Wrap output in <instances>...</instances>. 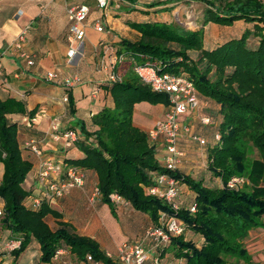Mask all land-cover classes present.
Listing matches in <instances>:
<instances>
[{"label": "trees", "instance_id": "1", "mask_svg": "<svg viewBox=\"0 0 264 264\" xmlns=\"http://www.w3.org/2000/svg\"><path fill=\"white\" fill-rule=\"evenodd\" d=\"M181 1L185 0H156L158 4ZM190 1L205 5L193 28L176 20L127 22L139 36L134 41L121 39L119 43L117 51L124 57L123 69H116L121 80L105 85L113 108L104 107L92 115L95 131L83 126L78 131L73 143L82 156L61 162L82 172L92 170L97 176L100 198L105 202H110L108 195L116 192L133 209L148 214L153 224H158L161 212L182 222L183 232L156 251L158 264L168 257L170 264H232L245 255L241 240L246 232L263 225L264 0ZM237 21L250 24L251 28L212 48L204 47L207 24L231 26ZM137 64L154 65L159 72H183L200 95L220 105L221 120L216 129L220 139L207 149V168L221 186L167 171L158 162L146 132L133 123V108L141 101L167 105L168 97L151 91L139 80L133 72ZM70 101L67 94V102ZM25 113L23 101L0 98V225L21 237L13 258L35 241L42 263L50 262L57 250L67 249L79 260L89 254L103 264H119L107 257L95 240L73 231L69 223L58 220L59 227L51 229L46 217L60 219L62 215L49 202L41 200L38 208L26 204L30 196H35L23 187L32 162L23 156L18 122L11 120L12 115ZM28 114L31 116L33 110ZM248 143L257 149L259 159L246 165ZM162 172H169L194 193L190 203L196 204L194 212L189 210L190 205L181 204L178 210H172L161 199L146 193L154 174ZM234 175H247L249 182L244 189L226 186Z\"/></svg>", "mask_w": 264, "mask_h": 264}, {"label": "crops", "instance_id": "2", "mask_svg": "<svg viewBox=\"0 0 264 264\" xmlns=\"http://www.w3.org/2000/svg\"><path fill=\"white\" fill-rule=\"evenodd\" d=\"M80 3L89 6V14L83 27L84 42L80 53L68 62L66 52L70 24L66 8ZM116 4V0H110L108 8L100 9L96 0H0V49L6 47L25 25L31 24L23 48L34 54V64L27 65L16 50L9 49L0 62V98H15L23 101L25 105L26 113L12 115L11 120L18 122V141L23 148V156L32 162V168L25 179L26 186H23L32 195H38L39 192L37 175L42 161L52 159L61 162L65 158L82 156L73 142L66 145L63 137L55 140L53 136L67 129L80 131L82 126L89 131H95L97 127L92 123V115L104 107L113 108L112 98L105 87L108 82L103 66L108 64L110 57L119 54L117 49L121 39L134 41L138 38L139 33L127 22H168L166 17L172 14L174 5L173 2L158 4L156 0H131L130 3L124 1L118 8ZM19 11L22 13L18 14ZM97 20L103 25V32L94 29ZM237 23L243 22L237 21L231 26L207 24L204 47L212 48L221 42L239 37L242 32L235 34L231 30ZM246 27L251 28V25L246 24ZM206 32L209 33L207 36ZM108 46L111 48V52H108L110 55L105 51ZM120 68L123 69L122 64ZM47 72H54L57 77L46 80ZM72 75L79 76L80 81L69 89L62 84V80ZM95 90L96 94L93 93ZM67 94H70L71 103L62 100ZM88 97L89 101L85 100ZM198 99L197 109L188 110L179 116L181 124L190 128V134L181 135L179 146L186 154L189 148L197 154L205 152L207 159V149L214 144L212 133L216 132L221 120L220 105L199 93ZM138 106L144 111V119L133 123L145 132L163 118L166 110L164 105L158 108L157 113V108L152 109L148 104L139 102L134 105L133 116ZM32 110L33 114L29 116L28 112ZM147 117L150 118L149 122ZM206 117L209 118V123L203 124L202 118ZM53 125L56 127L53 128ZM192 134L203 137L206 140L204 146L193 140ZM31 141L40 150L39 154L27 146ZM155 149L160 163L164 153L161 141L156 143ZM186 154L176 172L195 178L190 169L195 167L191 161L197 159ZM1 173L0 166V176ZM83 175L84 183L81 187L70 188L63 196L54 198L50 203L62 215L60 219L50 215L46 217L51 229H57L58 220H61L69 223L78 235L95 240L105 252L116 253L117 247L124 242L143 241L149 254H154L152 242L143 239L145 228L153 224L150 216L133 209L129 203L114 205L103 201L100 196L90 200L89 197L97 185V176L92 170H83ZM202 178L203 175H200L196 179ZM209 180L212 182L211 178ZM206 181L203 178V182ZM248 182L247 179L246 183ZM179 184L184 185L188 193L179 186L182 195L179 194L178 202L182 206H189L194 199V193L182 182L179 181ZM261 222L263 227L251 228L246 232L242 240L245 255L232 264H264V216ZM0 234L16 235L1 225ZM39 256V244L32 241L16 259L12 255H2L0 264H93L76 259L67 249H61V253L48 263L40 262ZM170 262L168 257L162 264Z\"/></svg>", "mask_w": 264, "mask_h": 264}, {"label": "built area", "instance_id": "3", "mask_svg": "<svg viewBox=\"0 0 264 264\" xmlns=\"http://www.w3.org/2000/svg\"><path fill=\"white\" fill-rule=\"evenodd\" d=\"M123 0H116V8ZM110 0H96V5L100 9H106L109 6ZM22 12L19 11L18 14ZM89 14V6L83 3L72 4L66 8L67 19L69 20L68 49L66 57L68 62H71L76 55L80 53L84 42L83 27ZM31 24L25 25L15 37L7 44L6 47L0 49V62L2 56L9 50L14 49L18 52L29 66L34 64V54L26 51L23 45L26 40V33L30 29ZM94 29L97 32H103L104 27L97 20L94 23ZM105 51L111 52V48L106 47ZM110 55V53H108ZM124 60L123 55L114 54L110 57L108 64L103 66L106 70L107 82H116L121 80V73L117 71ZM133 72L139 80L146 84L151 91L156 93H164L168 97V104L162 119L155 122L154 126L146 131L148 141L155 147L156 143L161 141L164 151L161 157V165L167 171H176L182 163L185 152L179 146V139L183 133L190 134V128L187 125H182L179 121V116L186 113L188 110H194L199 107L198 92L192 80L188 76L181 73L159 72L158 68L151 64H137L133 67ZM57 77L54 72H47L46 80H53ZM80 81L77 75L66 76L62 80V84L66 88H72ZM97 93V90L93 92ZM67 102V95L62 98ZM203 124L209 123V118H202ZM56 126L53 125V128ZM79 135L75 129H67L61 134H55L53 137L58 140L63 137L66 145L74 142ZM191 138L197 141L200 145H204L206 140L198 135H191ZM220 134H213L214 142H218ZM27 146L35 152L40 153L33 142L27 143ZM84 175L81 170L72 166H64L62 162H56L52 159H47L41 162L37 175L39 186L38 195L30 196L26 204L33 208L40 206L41 200L52 203V200L63 196L72 187H81L84 183ZM153 184L145 189L146 193L155 196L165 202L172 210L179 208V181L169 172L155 173L152 178ZM247 182L243 175L231 176L226 186L233 190H238ZM100 196V190L96 185L89 197L93 200ZM110 203L114 205H123L126 202L116 192L108 195ZM196 204L192 203L189 206L191 212L195 211ZM1 214V209H0ZM182 222L175 216L169 215L166 212H161L159 215L158 224H151L145 228L143 239L152 242V250L154 254H149V250L144 247L143 241L124 242L117 247L116 253L105 252V255L119 264H158L159 259L156 251L160 246L167 244L172 236L183 232ZM21 244V237L17 235L3 236L0 234V257L2 255H12V252L17 250ZM263 251H264V232H263ZM61 253V249L55 252V257ZM86 261L93 264H103L100 261H95L91 255L86 256Z\"/></svg>", "mask_w": 264, "mask_h": 264}, {"label": "rangeland", "instance_id": "4", "mask_svg": "<svg viewBox=\"0 0 264 264\" xmlns=\"http://www.w3.org/2000/svg\"><path fill=\"white\" fill-rule=\"evenodd\" d=\"M204 6L205 5L200 3V2L190 1V0H185V1H181V2L175 3L173 5V10L171 12L172 14H168L166 19L168 20V22L176 20V21L180 22L182 25H185V26H188V27H192V26L195 25L197 19L200 17ZM231 30L234 31L235 34H239V33L243 32L245 30L247 31V27H246L245 23H241V24L237 23L236 25H234V28H232ZM208 32H209V30H208ZM208 32H206V36H207V34H209ZM248 34H250V32ZM250 36H251V34H250ZM85 100L89 101V97L86 98ZM140 103L148 104V106H150V108H152V109L154 107L157 108V113H158V110H159L158 108L164 106V105L162 106V105H157V104H151V103L146 102V101H141ZM152 113H154V112H152ZM143 115H144V111L142 109H140L139 106H138L136 108L135 113H134L133 121L134 122H136V121L139 122V120L143 121V119H144V117H142ZM147 121L148 122L150 121L149 117H147ZM212 136H213V133H212ZM212 139H213V137H212ZM212 143H213V140H212ZM202 146H204V145H202ZM245 148H246V150H245L246 151V157H245L246 158V165H249L250 162L253 159H259V154H258L257 149H255L250 143L245 145ZM186 155L187 156H195L196 159H197V161H191V163L194 164L195 167L190 169L192 171V174L195 176V178H198L200 175H203V178L207 179V181H209L210 184L215 185V186L217 184V185L221 186V183L219 182V180L217 181L216 179H214L212 173L207 168V159H206L205 152H203L202 154L201 153L197 154L194 151H192L191 148H189V152H187ZM198 158H199V160H198ZM243 176L247 179V175H243ZM27 177H28V174H27L26 178ZM210 178L212 179V182L209 180ZM25 181L26 180H24V182H23V186H26ZM179 186H182L184 191L186 193H188L186 191L187 189H185L184 185H182V184L180 185L179 184ZM245 186H246V183L243 184L240 187V189H244ZM184 191H183V193H185ZM180 193H181V191H180ZM181 195H182V193H181Z\"/></svg>", "mask_w": 264, "mask_h": 264}]
</instances>
